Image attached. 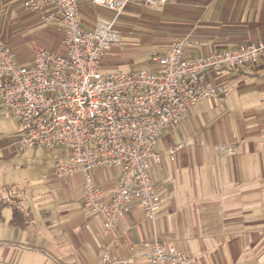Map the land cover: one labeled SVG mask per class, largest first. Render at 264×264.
Wrapping results in <instances>:
<instances>
[{
    "label": "crops",
    "instance_id": "0c3cea01",
    "mask_svg": "<svg viewBox=\"0 0 264 264\" xmlns=\"http://www.w3.org/2000/svg\"><path fill=\"white\" fill-rule=\"evenodd\" d=\"M24 1L0 0L1 41L23 64L38 48L64 53L62 24L44 22L25 10ZM79 7L85 30L113 24L119 37L102 62L108 73L134 64L137 56L149 57L157 70V57L179 38L190 43L187 59L239 43L264 44V0H170L162 10L134 2L120 15L91 0H80ZM205 81L220 89L213 107L196 113L194 105L188 121L166 130L157 143L161 163H152L151 178L162 202L155 221L135 204L117 229L106 231L102 217L83 208L81 175L50 177L54 181L40 190L4 185L24 189L35 216V225L23 231L30 240L24 242L28 260L21 262L18 246L7 247L3 255L11 264H102L106 253L151 264L144 243L154 238L190 253L191 264H264V60L244 71L209 72ZM231 123L238 129L233 134ZM171 145L177 147L173 155ZM223 146L237 151L221 154ZM0 153L8 161L24 154L7 140ZM95 178L108 196L118 176L108 180L100 171Z\"/></svg>",
    "mask_w": 264,
    "mask_h": 264
},
{
    "label": "built area",
    "instance_id": "2783aa9c",
    "mask_svg": "<svg viewBox=\"0 0 264 264\" xmlns=\"http://www.w3.org/2000/svg\"><path fill=\"white\" fill-rule=\"evenodd\" d=\"M96 7L120 15L136 2L164 9L170 0H91ZM80 0H25L26 11L46 23L63 26L64 53L37 49L30 64H23L0 39L1 106L18 125L16 150L66 149L51 177L81 175L85 211L101 216L106 231L126 220L135 204L147 220L155 221L161 206L150 163H161L156 146L163 133L186 123L191 108L215 96L220 89L205 81L209 72L246 70L264 60V44L239 43L200 58H184L188 39L175 40L157 57L153 72L106 73L102 62L119 42L113 24L85 30ZM177 147L171 145L173 155ZM237 147H220L234 155ZM119 168L107 196L96 175ZM151 264H191L192 256L171 242L154 238L144 243ZM102 264H136L104 254Z\"/></svg>",
    "mask_w": 264,
    "mask_h": 264
},
{
    "label": "rangeland",
    "instance_id": "374dc122",
    "mask_svg": "<svg viewBox=\"0 0 264 264\" xmlns=\"http://www.w3.org/2000/svg\"><path fill=\"white\" fill-rule=\"evenodd\" d=\"M33 37L40 40L42 38L36 31H32ZM27 53V52H26ZM135 57V56H134ZM134 64L129 66L119 67L118 70L109 71L112 73H124L128 74L133 71H143V72H153L155 69H152L150 66V58L144 56H137ZM135 60V59H134ZM105 71V70H104ZM108 73V71H105ZM216 96H213L210 99L203 100L197 103L193 107V112L196 111L202 112L213 107L212 99ZM229 103L232 101L230 99ZM236 114H239L238 110H234ZM235 124L230 125V133L233 134L234 130H238L234 126ZM228 132V129H226ZM18 138V125L11 113L2 108L1 99H0V144L4 141L16 142ZM66 149L58 148L55 150H45V149H30L24 154L17 156L13 160H1L0 159V187L4 185H10L12 183H19L25 186H32L34 189L40 190L44 187H49V184L54 181L50 177L51 169L54 163L57 160H66ZM3 157V154L0 153V158ZM152 163L149 164V174L151 175ZM115 169L108 168L104 169L103 177L108 180H113L117 178L119 168H116L117 174H114ZM74 177V176H72ZM9 210H5L3 213L4 222L0 221V264H11L13 261L8 259L3 255L5 248H14L19 247L22 250V255L20 256L21 262H26L28 259L23 258L25 256V249L27 248L24 245V242L30 243V240H26V236L22 230L15 229L9 226ZM32 235L28 233V237L32 240ZM30 253V252H29ZM38 263V262H37Z\"/></svg>",
    "mask_w": 264,
    "mask_h": 264
},
{
    "label": "trees",
    "instance_id": "16d2710c",
    "mask_svg": "<svg viewBox=\"0 0 264 264\" xmlns=\"http://www.w3.org/2000/svg\"><path fill=\"white\" fill-rule=\"evenodd\" d=\"M27 195L24 189L15 186L0 187V220L3 212L11 211L9 226L27 231L35 225V216L31 208L25 205Z\"/></svg>",
    "mask_w": 264,
    "mask_h": 264
}]
</instances>
